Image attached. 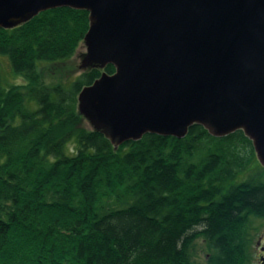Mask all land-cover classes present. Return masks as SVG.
Returning <instances> with one entry per match:
<instances>
[{"label": "trees", "instance_id": "obj_1", "mask_svg": "<svg viewBox=\"0 0 264 264\" xmlns=\"http://www.w3.org/2000/svg\"><path fill=\"white\" fill-rule=\"evenodd\" d=\"M89 25L59 7L0 28V55L25 80L4 86L0 65V264H252L264 168L242 130L193 124L114 147L78 111L113 65L43 82L40 65L71 58Z\"/></svg>", "mask_w": 264, "mask_h": 264}, {"label": "water", "instance_id": "obj_2", "mask_svg": "<svg viewBox=\"0 0 264 264\" xmlns=\"http://www.w3.org/2000/svg\"><path fill=\"white\" fill-rule=\"evenodd\" d=\"M59 7L89 13L82 66L115 67L78 95L114 147L240 129L264 168V0H0V28Z\"/></svg>", "mask_w": 264, "mask_h": 264}, {"label": "rangeland", "instance_id": "obj_3", "mask_svg": "<svg viewBox=\"0 0 264 264\" xmlns=\"http://www.w3.org/2000/svg\"><path fill=\"white\" fill-rule=\"evenodd\" d=\"M86 45L84 40L78 45L77 49L75 50L74 54L71 58L66 61L55 62V63H42L40 65L39 73L41 75V79L44 83H56V82H68L72 80L74 77L78 76L84 70L90 67H83L82 61L86 56ZM8 59L5 56L0 55V65L2 70L3 76V84L4 86L7 83L12 84H24L25 80L15 75L9 66L7 61ZM6 82V83H5ZM82 125L86 129H93L94 127L82 115ZM257 231L253 232V243H252V264H264L261 262L260 258L264 257L263 250L261 248L264 247V219L259 220L256 222ZM196 252L198 254H203L206 251L205 245L197 241V245L195 247Z\"/></svg>", "mask_w": 264, "mask_h": 264}]
</instances>
